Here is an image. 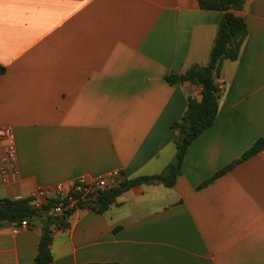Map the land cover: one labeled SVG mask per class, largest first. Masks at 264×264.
Instances as JSON below:
<instances>
[{"label":"crops","instance_id":"crops-1","mask_svg":"<svg viewBox=\"0 0 264 264\" xmlns=\"http://www.w3.org/2000/svg\"><path fill=\"white\" fill-rule=\"evenodd\" d=\"M234 13L246 38L222 62L215 120L174 185H135L102 213L75 209L52 235L51 264H264V147L239 160L264 141V0ZM222 16L198 0H0V129L17 169L0 199L34 204L80 177L162 173L187 97L201 99L184 73L207 64ZM13 226L0 223V264H36L40 226Z\"/></svg>","mask_w":264,"mask_h":264},{"label":"trees","instance_id":"trees-1","mask_svg":"<svg viewBox=\"0 0 264 264\" xmlns=\"http://www.w3.org/2000/svg\"><path fill=\"white\" fill-rule=\"evenodd\" d=\"M244 0H198L199 7L205 10H219L223 16L218 24L216 36L210 51L208 62L204 66L192 65L184 73V80L191 84L201 86V99L192 96L187 97V106L183 116L174 124L176 135L174 144L176 153L173 161L166 169L157 175L139 176L131 179H123L113 188L102 189L92 187L85 198L82 192L74 187L66 195V200H75L71 207L62 213L51 211L53 202L48 200L41 207L32 203L31 197L3 198L0 199V223L4 221L19 224L26 220L29 225H39L41 235L38 250L35 257L36 264H51L52 255L50 245L54 231L65 229L69 226L68 219L77 208H86L99 213L106 211L116 198L124 191L138 184H163L171 187L181 171V164L188 145L200 133L212 125L215 120L221 90L217 79L220 76L221 65L224 60H236L241 46L247 35V28L242 17L235 15L234 11L243 7ZM6 71L5 65L0 63V75ZM171 81H178V77L172 76ZM264 147V141L258 139L239 159L245 160L258 153ZM86 264H119L117 262L86 263Z\"/></svg>","mask_w":264,"mask_h":264},{"label":"built area","instance_id":"built-area-1","mask_svg":"<svg viewBox=\"0 0 264 264\" xmlns=\"http://www.w3.org/2000/svg\"><path fill=\"white\" fill-rule=\"evenodd\" d=\"M0 142H2V153L0 155V187L6 182L7 176L10 173H16L17 169L15 166L16 160V148L11 135V131L8 128L0 129ZM124 179L120 171H113L108 175L98 177L95 179H89L87 177L78 178L66 192L63 191L61 186H58L55 191L51 189H40L34 196V205L41 207L39 202L40 198H46L48 200L57 199L58 201L53 202L51 211L54 213H62L66 208L72 206L75 200L67 201L66 195L74 187V189L82 192V198L87 196V193L92 187L110 189L118 186ZM29 226L26 220L21 221L19 224H14L13 232L17 233L20 229L27 228Z\"/></svg>","mask_w":264,"mask_h":264},{"label":"water","instance_id":"water-1","mask_svg":"<svg viewBox=\"0 0 264 264\" xmlns=\"http://www.w3.org/2000/svg\"><path fill=\"white\" fill-rule=\"evenodd\" d=\"M181 80H183V77H181Z\"/></svg>","mask_w":264,"mask_h":264}]
</instances>
